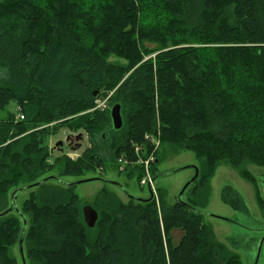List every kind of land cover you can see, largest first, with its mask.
Instances as JSON below:
<instances>
[{
  "label": "trees",
  "instance_id": "16d2710c",
  "mask_svg": "<svg viewBox=\"0 0 264 264\" xmlns=\"http://www.w3.org/2000/svg\"><path fill=\"white\" fill-rule=\"evenodd\" d=\"M0 68V206L22 175L36 182L59 160L65 174L105 158L135 164L154 135L211 168L264 158V148L244 144L264 128V0H0ZM109 92L121 107L119 129L111 106L95 108ZM62 129L88 132L94 147L50 163L48 140ZM37 187L20 209L27 264H244L203 214L163 192L100 199L89 227L74 185ZM1 209L0 264H16L9 248L23 221Z\"/></svg>",
  "mask_w": 264,
  "mask_h": 264
},
{
  "label": "rangeland",
  "instance_id": "374dc122",
  "mask_svg": "<svg viewBox=\"0 0 264 264\" xmlns=\"http://www.w3.org/2000/svg\"><path fill=\"white\" fill-rule=\"evenodd\" d=\"M156 6L151 3L148 12L150 15H156L157 17L161 11L157 12L155 8L159 7ZM3 76L4 69L0 68V79ZM111 94L112 92H109L104 97L98 98L95 108L112 107L113 105L109 104ZM253 135L256 136L254 139L257 142L252 143L251 138H248L249 143L245 142L244 144L257 151L258 146L260 149L264 148V136H261L264 135V128L258 129ZM20 136H23V134ZM151 140L153 145L151 152L156 159L154 162L156 165L153 169L150 166L148 171L145 170L144 166L141 167V171H137L134 168L136 164L112 162L106 158L104 159V152L107 153L108 149L100 146L101 156L104 160H101V163L96 166L86 169L80 174H65L63 161L59 160L52 170L38 175V178L56 175L65 181L72 182L103 176L123 184L124 190L128 194L134 197L146 198L149 197L150 190L142 180L148 174L151 177L156 175L155 180H153L156 196L159 197V193L163 192L166 199L170 203H174L178 200V196L186 183L195 175L193 166H197L200 173L207 175H199L197 180L185 189L182 199L191 200L198 206L197 208L206 212L203 214V221L212 227L216 241L219 244L234 253H238L244 264L251 263V259L255 258L256 253V249L253 247L256 244V239L253 237H258L259 230H257V227L260 226V223L264 224V158L253 156L255 157L253 160L245 161L239 168L233 167L226 161H220L211 168L205 163L203 157L197 156L192 150L180 149L170 143H162L155 135L151 137ZM59 141L63 142L58 144ZM48 143L53 152L49 160L50 163L56 157L60 158L64 154L76 159L86 148L91 149L94 147L90 134L84 130L77 132L62 129L53 134ZM31 181L28 175H22L19 184L10 187L6 192L5 201L1 205L3 208L0 206L1 211L10 205L12 190L18 186L28 185ZM47 185L58 187L55 182H49ZM226 188L231 189L232 192L228 191L225 196ZM73 191L77 193L78 199L83 205L89 203L93 206L100 199L104 200L114 196L125 202L129 200L128 195L122 189L101 180L77 183L74 185ZM38 193L39 188L37 186L20 190L17 196V204L20 209H25L26 202L34 199L33 196H38ZM244 203L247 210L243 209ZM27 215L30 220L33 219V214L29 212ZM174 235L177 240L181 233L175 231ZM260 252L258 264H264V244ZM9 253L15 258L16 264H22L18 243L10 246ZM29 264H32L30 259Z\"/></svg>",
  "mask_w": 264,
  "mask_h": 264
},
{
  "label": "water",
  "instance_id": "95a60500",
  "mask_svg": "<svg viewBox=\"0 0 264 264\" xmlns=\"http://www.w3.org/2000/svg\"><path fill=\"white\" fill-rule=\"evenodd\" d=\"M110 114H111L112 123H113L114 128L115 129L121 128V126L123 125V118H122L121 107H120L119 103H116L111 107ZM62 142L63 141H59L58 144H61ZM193 167L195 168V175L186 183L183 190L179 194L177 201L183 203L184 205L188 206L189 208L193 209L194 211H196L200 214H204L206 212H204L203 210L197 208L196 206H194L190 203H187L185 200L182 199V195H183L185 189L198 178L199 169L197 166H193ZM155 178H156V175L153 177V180H155ZM49 180H55L59 183H62V184L68 185V186L76 185L77 183L89 181V180H101L102 182H105L108 184H113L116 187L122 189L128 195V198H133V199H137V200H141V201H150L154 198V192L150 186H149V190H150L149 197H146V198L134 197V196L128 194L126 192V190H124L123 184H121L120 182H118L116 180L104 178L103 176H96V177H91V178H87V179H82L79 181H72V182L69 181L68 182V181L63 180L62 178H60L56 175H47L44 178H42L36 182L30 183V184L25 185V186L18 187L11 192V205L7 209H5L2 213L15 211L21 217V219L23 221L22 232H21V236H20L19 242H18L19 254H20L22 264H27L25 253H24V246H23V237H24V232H25L26 225H27V219L24 216V214L21 212L20 207L17 204V196H18V193L20 190L31 188L33 186H37V185L44 183V182H47ZM228 191L230 192L231 189H228V188L225 189V196H226ZM263 191H264V183H263ZM243 209L247 210L245 203H244ZM82 213H83V218H84L85 223L89 227H93L98 220V216H99L98 211L91 204L86 203L82 207ZM257 230H259V233H257L258 237H256V238L253 237L254 239H256V242H255L256 244L253 246L254 249H256L255 258L254 259L252 258L251 263L248 262V264H258V261L260 259V253H261L260 251H261V248L264 244V224L260 223V226L257 227Z\"/></svg>",
  "mask_w": 264,
  "mask_h": 264
},
{
  "label": "built area",
  "instance_id": "2783aa9c",
  "mask_svg": "<svg viewBox=\"0 0 264 264\" xmlns=\"http://www.w3.org/2000/svg\"><path fill=\"white\" fill-rule=\"evenodd\" d=\"M20 117L23 118V115L21 114ZM136 149L138 151L141 148L137 147ZM118 161L122 162V163H124V162L128 163L126 158H123V157H119ZM155 161H156V159L154 157V154L150 151V153L147 155L146 158H143L141 156L138 157L135 161V164H139V165L144 166L145 170L148 171L151 163H154ZM142 182L144 183V185H147L148 187L150 186L152 188V190L154 192V198L158 200V198L156 196L155 188L153 187V177H151V175L148 174L145 178H143Z\"/></svg>",
  "mask_w": 264,
  "mask_h": 264
},
{
  "label": "flooded vegetation",
  "instance_id": "af4514ba",
  "mask_svg": "<svg viewBox=\"0 0 264 264\" xmlns=\"http://www.w3.org/2000/svg\"><path fill=\"white\" fill-rule=\"evenodd\" d=\"M248 253V252H247Z\"/></svg>",
  "mask_w": 264,
  "mask_h": 264
}]
</instances>
